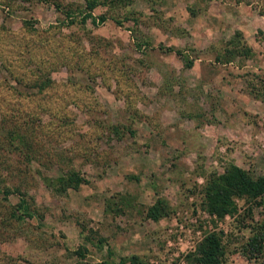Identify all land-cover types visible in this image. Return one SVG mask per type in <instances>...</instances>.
<instances>
[{
	"label": "rangeland",
	"instance_id": "374dc122",
	"mask_svg": "<svg viewBox=\"0 0 264 264\" xmlns=\"http://www.w3.org/2000/svg\"><path fill=\"white\" fill-rule=\"evenodd\" d=\"M96 1L105 19L81 23L85 0H0V251L32 264H186L213 231L225 264H262L242 246L264 195L215 217L203 186L229 165L264 175V1ZM69 175L76 188L58 181ZM15 189L41 227L3 226L2 191Z\"/></svg>",
	"mask_w": 264,
	"mask_h": 264
},
{
	"label": "trees",
	"instance_id": "16d2710c",
	"mask_svg": "<svg viewBox=\"0 0 264 264\" xmlns=\"http://www.w3.org/2000/svg\"><path fill=\"white\" fill-rule=\"evenodd\" d=\"M264 1V0H263ZM96 0H85L83 9L79 6L75 7L78 12L79 22L84 23L88 18L91 20L97 19L98 22L104 20L103 15L94 16L92 9L96 5ZM54 8L63 13L65 16H69L70 12H73L70 7L61 6L59 2H53ZM260 14H264V5L260 10ZM116 23H120L117 19ZM169 50V49H168ZM180 54V50H177ZM192 61L190 59L185 60V65L190 66ZM23 149L21 155L28 157L30 152V146H25L22 142ZM62 187L76 188L79 184V179L74 175H69L58 180ZM3 200L8 204L6 205L7 211L4 212L5 216L2 218L3 226L7 222L26 223V220L34 219V225L30 224L34 228H39L43 225V215L39 212L38 207L34 201H29L22 191H2ZM10 192H15L17 201L11 204L8 201L7 195ZM264 195V175L254 176L247 170L242 169L236 165H229L220 174H214L207 179L203 186V204L207 212L215 217H223L225 214H230L235 210L234 198H245L251 200L253 204H258L262 200ZM258 199V200H257ZM256 200V201H255ZM160 203V202H159ZM0 207H3L0 203ZM250 207L247 208V211ZM164 211V208L158 204L152 205L147 208L146 215L151 219H156ZM264 215V214H263ZM1 221V220H0ZM19 225V224H18ZM20 226V225H19ZM3 239L0 235V241ZM243 254L252 255L254 257L261 256L262 264H264V218L258 223L253 225L251 234L247 237L245 243L242 246ZM72 252V251H71ZM75 254V251H73ZM224 246L221 242V236L216 232L206 233L198 242H196L192 251L185 254L186 264H225L224 258ZM0 264H32L27 259L11 256L0 251ZM48 264V263H45ZM103 264H107L106 262ZM130 264H138L137 259L132 256L130 258Z\"/></svg>",
	"mask_w": 264,
	"mask_h": 264
}]
</instances>
